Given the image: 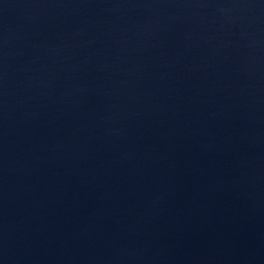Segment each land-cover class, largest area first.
<instances>
[{
	"label": "water",
	"instance_id": "obj_1",
	"mask_svg": "<svg viewBox=\"0 0 264 264\" xmlns=\"http://www.w3.org/2000/svg\"><path fill=\"white\" fill-rule=\"evenodd\" d=\"M0 264H264V0H0Z\"/></svg>",
	"mask_w": 264,
	"mask_h": 264
}]
</instances>
